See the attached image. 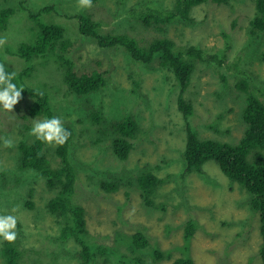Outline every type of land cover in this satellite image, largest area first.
<instances>
[{"label": "rangeland", "instance_id": "1", "mask_svg": "<svg viewBox=\"0 0 264 264\" xmlns=\"http://www.w3.org/2000/svg\"><path fill=\"white\" fill-rule=\"evenodd\" d=\"M174 1L98 0L91 8H81L78 0H0V8H14L7 29L0 31V38L6 39L0 60L15 72L29 68L24 82L48 91L55 116L73 128L71 158L80 177L74 200L85 208L89 244L94 251L100 249L96 264H133L130 259L135 256L145 264H164L183 254L197 264H262L259 215L251 208L246 189L231 182L213 160L204 164L203 175L194 171L181 177L186 123L177 106L172 71L148 68L121 47H101L80 33L76 18L66 16L88 13L101 21L100 33H125L140 44L168 37L179 47L200 45L216 52L224 63L197 64L185 91L193 106L190 121L200 137L235 142L246 126L241 116L244 94L237 83L247 80L249 89L264 100V33L253 37L249 30L255 0L201 3L191 10V24L175 21L155 27L130 13L141 6L168 10ZM48 5L51 10L36 16ZM38 22L64 27L67 54L75 67L108 70L106 85L78 96L65 84L64 69L54 54L24 58L19 45L36 40ZM32 101L26 97L11 113L0 106V215L18 218L19 264H82L81 244L59 238L61 225L47 209L53 192L46 181L33 171H18L19 142L36 138L30 134L39 120L28 114ZM96 110L101 120L92 117ZM127 117L138 122L140 132L127 159L119 160L112 151L114 124ZM4 137L15 146L5 148ZM45 145L48 158L57 165L56 145ZM146 170L166 179L149 197L153 205L144 203L136 181ZM104 181L116 184L117 190L106 191ZM187 220L196 223L189 240ZM137 232L148 237L144 252L134 251L132 236ZM1 246L2 239L0 264H6ZM155 250L159 258L153 255Z\"/></svg>", "mask_w": 264, "mask_h": 264}, {"label": "trees", "instance_id": "2", "mask_svg": "<svg viewBox=\"0 0 264 264\" xmlns=\"http://www.w3.org/2000/svg\"><path fill=\"white\" fill-rule=\"evenodd\" d=\"M96 1L98 0H92V2ZM208 1L217 4H229L233 0H175L173 7L168 10L153 6H141L130 9V13L139 17L145 25H154L155 27H161L163 24L175 21L191 24V10ZM51 6L40 8L36 16L51 10ZM13 14L14 8L12 7L0 8V31L7 29ZM66 16L76 18L80 33L95 39L101 47H121L134 61L142 63L148 68L162 67L172 71L178 87L177 106L186 123L181 177L184 178L188 173L194 171L203 175L205 173L204 164L213 160L231 182H237L246 189L249 194V204L259 215L261 241L258 253L262 264H264V100H261L249 89L247 80H242L237 83L238 88L244 94L241 116L246 126L241 136L235 142L200 137L190 121L193 106L186 99L185 91L191 82V76L197 64L221 65L224 63V58H220L216 52L200 45L179 47L174 40L168 37L154 38L146 44H140L137 39L125 33L102 34L99 31L101 21L92 19L88 13L77 12ZM249 24V30L253 37H259L261 33H264V0H255V12ZM38 28L34 42L19 45L18 52L24 58L30 59L54 54V60L64 69L65 84L71 92L78 96L98 92L100 88L106 85L108 70H78L75 67L72 56L67 54L69 41L65 37L64 27L55 23L38 22ZM0 63L5 65L6 70L13 71L2 59ZM28 71L29 68L16 72V77L13 79V83L17 87H23L22 99L19 102L26 97L33 99L28 110V114L32 118L44 120L56 117L51 94L43 87L28 86L24 82L23 78L28 74ZM135 85L138 86L137 81H135ZM92 117L96 121L101 120L100 111H93ZM63 125L71 135L65 144L55 147V154L58 157L57 165L52 164L48 158L45 143L35 138L31 142L24 140L19 142L17 167L19 172L33 171L46 181L47 186L53 192V195L47 200V209L57 216L58 223L61 225L59 238L61 240L75 239L82 246L80 253L82 264H96V253L100 249L98 247L97 251H94V248L89 244L85 208L74 200L77 187L80 184L79 174L71 158L74 131L70 125ZM114 129L116 136L112 140V151L119 160H125L134 146L137 134L140 132L139 124L135 119L127 117L115 122ZM136 181L144 203L153 205L149 197L157 186L165 182L166 179L146 170L137 176ZM102 185L108 192L117 190V185H113L111 182L104 181ZM28 195H31V191ZM26 204L31 207L28 199ZM195 228V221L187 220L185 224L186 240L192 237ZM132 241L134 251L144 252L149 247L148 237L143 232L133 234ZM1 253L6 264H19L22 251L17 240L14 243L2 240ZM158 254L156 250L153 253L159 258ZM105 256L104 259L109 260L106 254ZM119 260L123 262L122 258ZM130 262L145 264L140 256L131 258ZM164 264L197 263L189 254H183Z\"/></svg>", "mask_w": 264, "mask_h": 264}, {"label": "clouds", "instance_id": "3", "mask_svg": "<svg viewBox=\"0 0 264 264\" xmlns=\"http://www.w3.org/2000/svg\"><path fill=\"white\" fill-rule=\"evenodd\" d=\"M78 5L81 8H91L92 0H78ZM6 43L5 38H0V47ZM16 77V72L8 71L3 63H0V106L7 112H12L15 105L22 99L23 87H17L13 83ZM30 134L35 136L48 145H63L67 142L71 133L64 127L62 120L59 117H53L44 120H35L30 130ZM5 148H13L14 142L9 137L2 138ZM13 212L17 209L13 208ZM18 218L15 215H0V239L8 243H14L17 239Z\"/></svg>", "mask_w": 264, "mask_h": 264}]
</instances>
